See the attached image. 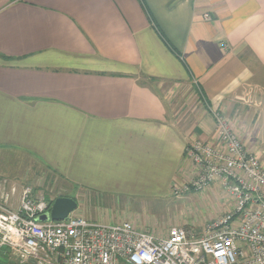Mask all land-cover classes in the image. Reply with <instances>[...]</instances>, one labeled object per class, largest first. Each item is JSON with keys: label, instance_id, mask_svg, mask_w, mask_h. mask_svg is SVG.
<instances>
[{"label": "crops", "instance_id": "0c3cea01", "mask_svg": "<svg viewBox=\"0 0 264 264\" xmlns=\"http://www.w3.org/2000/svg\"><path fill=\"white\" fill-rule=\"evenodd\" d=\"M183 86L201 106L177 121L167 99ZM263 92L264 0H0V178L16 170L17 192L31 168L66 190L172 197L193 174L186 145L213 138L211 109L264 167L250 135Z\"/></svg>", "mask_w": 264, "mask_h": 264}, {"label": "built area", "instance_id": "2783aa9c", "mask_svg": "<svg viewBox=\"0 0 264 264\" xmlns=\"http://www.w3.org/2000/svg\"><path fill=\"white\" fill-rule=\"evenodd\" d=\"M210 114L213 138L184 149L194 177L174 181L171 187L177 199L215 183L226 193L229 209L199 233L174 226L159 235L127 221L92 223L74 212L62 221L39 222L54 199L32 186L17 192L12 182L2 179L0 254L15 264H264L263 164L221 112L211 109Z\"/></svg>", "mask_w": 264, "mask_h": 264}, {"label": "rangeland", "instance_id": "374dc122", "mask_svg": "<svg viewBox=\"0 0 264 264\" xmlns=\"http://www.w3.org/2000/svg\"><path fill=\"white\" fill-rule=\"evenodd\" d=\"M251 83L252 82H250V84ZM167 100H169L171 103V107L174 108V113L172 115L177 121L183 115L189 118L194 110L201 106L197 96L192 93L188 87L184 86L180 89L174 90L171 94V97ZM242 104H244L242 106L245 110H249L251 105H249L248 101ZM254 112L256 116L258 115V121L254 132L250 131V135L255 144H257L260 150L264 152V92L261 105L259 108L254 109ZM226 120L228 123H230L227 117ZM189 144L190 143H188L186 146ZM1 156L4 157L3 152ZM124 161L131 160L130 158H128V160L125 158ZM187 163L188 168L190 166L191 168L193 167L189 161H187ZM143 165H145V163L138 160H136V163L131 164V166L134 167ZM128 166H130L129 163ZM123 169H126V167H121L118 170L122 171ZM190 170L191 169L189 168L185 171V173L187 174ZM2 171L5 177H3V179H6L10 182L13 181L12 183L16 184V180L9 179V176H7L14 175L16 170L4 169ZM28 171L30 172L29 180L38 182L39 186H36L37 188L34 187V189H39V191L41 190V192H39L41 195H46L47 198H55L60 195H66L69 198L75 199L78 203L76 214L82 216L85 220L92 223L101 222L103 224L116 225L127 221L139 229L147 230L154 234L163 233L166 229H168L169 224L175 226H186L187 229L196 231L198 228L201 229L202 226L212 221L214 217L218 218V216H221L224 212H226V210L229 209L228 197L224 190L219 187L217 183L211 184L204 192L201 193L192 190L190 193L184 194L178 199L174 197H167L164 199L165 197L163 194L160 196L147 193L140 194V196H134L135 194H131L132 196H121L116 194L109 195L103 193L105 190H97L89 187L81 188L73 184H71V187L66 190V188L63 186V183L58 180L49 183V179L45 178H50L47 172H37V174H35L36 172L33 173L31 168H28ZM26 173L24 176L21 175L19 177L17 182L19 186L24 180L25 181L23 185H25L26 182L30 183L28 178L26 179L25 177ZM190 173L192 174L193 171H190ZM0 174L2 173L0 172ZM17 174H21L20 171H18ZM194 174L195 172L192 174L191 178L194 177ZM52 177L54 178V176ZM122 178L127 179L130 177L126 173ZM171 227L172 226H170V228ZM0 260L5 263L8 262L9 264H15L9 260L8 257H0Z\"/></svg>", "mask_w": 264, "mask_h": 264}, {"label": "water", "instance_id": "95a60500", "mask_svg": "<svg viewBox=\"0 0 264 264\" xmlns=\"http://www.w3.org/2000/svg\"><path fill=\"white\" fill-rule=\"evenodd\" d=\"M77 209V202L69 197H57L52 201L49 212L38 217L39 222L64 220Z\"/></svg>", "mask_w": 264, "mask_h": 264}, {"label": "trees", "instance_id": "16d2710c", "mask_svg": "<svg viewBox=\"0 0 264 264\" xmlns=\"http://www.w3.org/2000/svg\"><path fill=\"white\" fill-rule=\"evenodd\" d=\"M174 52H175V51H174ZM175 53H176V52H175ZM1 180H2V179H0V181H1ZM24 186H25V185H24ZM26 186H30V185L28 184V185H26ZM44 197H45L46 199H49V198L46 197V195H44ZM58 197H67V196H66V195H65V196H64V195H61V196H58ZM55 198H57V197H55ZM55 198H54V199H55ZM0 257H7V255H3V254L1 255V254H0ZM0 264H9V263H8V262L5 263V262H3V261L0 260ZM10 264H12V263H10Z\"/></svg>", "mask_w": 264, "mask_h": 264}]
</instances>
